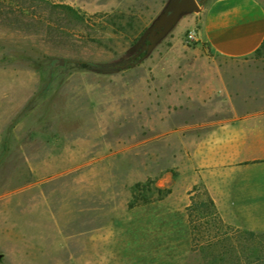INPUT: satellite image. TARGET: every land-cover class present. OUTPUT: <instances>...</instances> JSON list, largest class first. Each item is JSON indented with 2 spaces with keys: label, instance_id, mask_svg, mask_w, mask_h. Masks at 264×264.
<instances>
[{
  "label": "rangeland",
  "instance_id": "rangeland-1",
  "mask_svg": "<svg viewBox=\"0 0 264 264\" xmlns=\"http://www.w3.org/2000/svg\"><path fill=\"white\" fill-rule=\"evenodd\" d=\"M169 2L0 0V264L217 257L193 237L191 199L204 190L189 181V125L229 116L217 96L201 101L221 76L233 92L264 87V46L214 57L188 40L191 11L138 59ZM53 5L84 25L68 29ZM220 220L235 260L234 232L247 230Z\"/></svg>",
  "mask_w": 264,
  "mask_h": 264
},
{
  "label": "crops",
  "instance_id": "crops-1",
  "mask_svg": "<svg viewBox=\"0 0 264 264\" xmlns=\"http://www.w3.org/2000/svg\"><path fill=\"white\" fill-rule=\"evenodd\" d=\"M190 24L214 57L245 59L264 45V0H206ZM216 96L229 116L189 125V181L227 224L264 233V87L233 92L221 76L201 101Z\"/></svg>",
  "mask_w": 264,
  "mask_h": 264
},
{
  "label": "trees",
  "instance_id": "trees-1",
  "mask_svg": "<svg viewBox=\"0 0 264 264\" xmlns=\"http://www.w3.org/2000/svg\"><path fill=\"white\" fill-rule=\"evenodd\" d=\"M53 8L64 9L70 14V19L72 20L70 22L72 24L70 23L71 26L68 27V29H73L74 26L84 25V17L73 7L67 5H53ZM145 55L146 51L141 52L138 59L143 58ZM81 64L86 68H90L86 63ZM197 192L198 191L195 189V195L191 199L193 205L190 206L192 208L190 214L192 232L194 240L197 241V243H199L200 239L207 240L208 248L213 250V253L217 254V257L212 258L210 264H221L223 262H225L224 264H264V234L251 231L236 230L234 232V236L238 238L237 242L240 248V256L236 257L235 260L227 258L231 254L228 249L231 244L227 246L226 242L231 240L233 236H231V232L226 230L228 226L223 224L220 220L219 213L208 193L203 191V199H196ZM205 219L212 223L205 222ZM202 222L205 226L203 229H200V223ZM248 246L253 247L254 250L246 254Z\"/></svg>",
  "mask_w": 264,
  "mask_h": 264
},
{
  "label": "water",
  "instance_id": "water-1",
  "mask_svg": "<svg viewBox=\"0 0 264 264\" xmlns=\"http://www.w3.org/2000/svg\"><path fill=\"white\" fill-rule=\"evenodd\" d=\"M201 12V7L197 0H170L165 12L155 21L145 36L143 51H150L154 43L163 37L187 12Z\"/></svg>",
  "mask_w": 264,
  "mask_h": 264
},
{
  "label": "built area",
  "instance_id": "built-area-1",
  "mask_svg": "<svg viewBox=\"0 0 264 264\" xmlns=\"http://www.w3.org/2000/svg\"><path fill=\"white\" fill-rule=\"evenodd\" d=\"M188 40L191 42L197 41V32L196 30H192L188 33Z\"/></svg>",
  "mask_w": 264,
  "mask_h": 264
}]
</instances>
